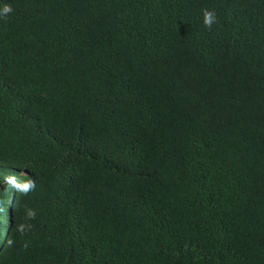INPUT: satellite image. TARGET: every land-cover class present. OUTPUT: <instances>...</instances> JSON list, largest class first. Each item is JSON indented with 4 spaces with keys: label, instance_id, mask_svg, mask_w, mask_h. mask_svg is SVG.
I'll return each mask as SVG.
<instances>
[{
    "label": "trees",
    "instance_id": "obj_1",
    "mask_svg": "<svg viewBox=\"0 0 264 264\" xmlns=\"http://www.w3.org/2000/svg\"><path fill=\"white\" fill-rule=\"evenodd\" d=\"M5 5L0 264H264V0Z\"/></svg>",
    "mask_w": 264,
    "mask_h": 264
},
{
    "label": "clouds",
    "instance_id": "obj_2",
    "mask_svg": "<svg viewBox=\"0 0 264 264\" xmlns=\"http://www.w3.org/2000/svg\"><path fill=\"white\" fill-rule=\"evenodd\" d=\"M13 9L8 6V5H5L2 9V12H0V15H6L8 13H10ZM216 22V14L214 11H211V10H208V9H205L203 11V23L204 25L207 27V28H211V26ZM6 182L7 184L10 186V187H14L24 193H27L31 190H34L35 188V183L32 181V180H28L26 182H21V181H18L17 178L15 177H6ZM35 211L34 210H28L27 212V216L29 218H32L34 219L35 218ZM21 232H23V226H20V229H19Z\"/></svg>",
    "mask_w": 264,
    "mask_h": 264
}]
</instances>
